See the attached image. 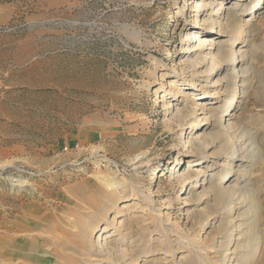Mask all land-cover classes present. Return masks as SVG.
Instances as JSON below:
<instances>
[{"label":"rangeland","instance_id":"374dc122","mask_svg":"<svg viewBox=\"0 0 264 264\" xmlns=\"http://www.w3.org/2000/svg\"><path fill=\"white\" fill-rule=\"evenodd\" d=\"M252 1H201L204 31L214 17L227 34L213 46L243 54L232 67L207 32L178 55L187 0H0L18 26L0 35V264H264V0L238 9Z\"/></svg>","mask_w":264,"mask_h":264},{"label":"bare ground","instance_id":"6f19581e","mask_svg":"<svg viewBox=\"0 0 264 264\" xmlns=\"http://www.w3.org/2000/svg\"><path fill=\"white\" fill-rule=\"evenodd\" d=\"M201 1H203V0H187V3L188 4H190V6H187V12L189 11V10H193V11H195V19H194V21L192 22V24L191 25H189V30H186L185 31V33H184V35H183V37H181L180 39H181V43L179 44V51L177 52L178 53V55H180V54H186L187 52H188V47H186V44L189 42L190 44L192 43V42H194V41H196V40H200V37L202 36V33H206L207 32V34H208V36L207 35H205V38L204 39H202V40H205L207 43H208V45H210V47H209V49L211 50L212 48H215L214 46H213V40H212V37H214L215 38V36H217V38L219 37V36H227V34L225 33V31H221L220 29H221V24L213 17V19H212V21H213V24H211V27L210 28H208L207 29V31H204V29H205V26H206V21L202 18V14H204V12H205V10L207 9V8H209V4L208 5H206V4H202L201 3ZM215 1V0H214ZM231 1V0H230ZM195 2H197L196 3V7L195 8H193V6H194V3ZM228 2V1H227ZM262 3H263V0H253L251 3H250V5H249V8H241V6L240 7H238V9H240V13L241 14H243V15H245V16H247L248 14H250V12H253V13H255L256 11H258L260 8H261V5H262ZM238 4V3H237ZM237 4L236 5H234L235 7L234 8H236V6H237ZM217 5V7H216V10H215V12H212V13H208L210 16H219V17H221L222 16V14L223 15H225V20H224V26H226V27H228V26H230V15H229V13L227 12L226 13V8L228 7V6H226V7H224V6H222V5H219V2L216 4ZM259 5V6H258ZM258 6V7H257ZM253 7H257L256 8V10L255 9H252ZM217 12V13H216ZM184 23H186L187 25H188V22H187V20H186V18L184 17V21H183ZM220 31H219V30ZM241 42H245L244 40H242ZM231 44H233V43H231ZM193 50V49H192ZM211 52V51H210ZM209 53V52H208ZM214 58H217V59H222V60H224L225 58V60H226V64L227 65H232V67H235L236 65H238V63L239 62H241L242 60H243V54L241 53V52H237V51H231V52H228V51H226V50H223V49H220L219 47H217L216 46V48H215V53H214V55H213V59ZM212 60V59H211ZM215 60V59H214ZM237 72V71H236ZM244 72H246V70L244 71ZM238 73V72H237ZM245 74V73H244ZM243 74V75H244ZM242 75V76H243ZM180 81V84L182 85V84H184L185 82H183V80H179ZM189 83V82H188ZM197 85V84H196ZM194 87V86H193ZM237 91V89H235V92ZM180 92H182V91H179V93ZM176 93H178V91H174V90H168V91H166V92H164L163 93V95H166V96H176ZM179 96V95H178ZM199 96H203L204 98H205V101L207 100V99H209L211 96H214L213 94H211L210 95V93L209 92H204V93H202V94H199ZM236 97H237V95L236 94H232L231 96H227L226 98H225V111H223V113H224V116H228L230 113H229V108L231 107V108H234L235 106H236ZM178 98V97H177ZM199 102H196V104H198ZM175 105V104H174ZM174 105H172V103L171 102H169V104H168V106H167V108L169 109V108H171V107H173ZM223 105V104H222ZM199 110H200V113H204L206 110H205V108L203 107V106H200L199 108H198ZM197 110V109H196ZM233 114V113H232ZM222 120V119H221ZM231 123H228V124H225L224 123V125H225V127L227 128V130H231V129H233V124L232 125H230ZM200 125L198 124L197 126H196V128L197 127H199ZM230 132V131H229ZM235 136V135H234ZM234 141V140H233ZM190 142V141H189ZM238 142V141H237ZM226 146H227V144H226ZM229 146V145H228ZM224 148V147H223ZM228 148H230V147H228ZM235 148H232V149H226V147H225V149H222V150H224V153H223V158H225V160L226 159H234V158H236V156H238V159L237 160H242L243 159V157L245 156V155H242V154H240V152H241V150H242V147L239 149H235ZM248 151H250V152H252V150L249 148L248 149ZM245 154V153H244ZM246 154H249V153H246ZM250 155V154H249ZM249 155H246V158L249 156ZM205 157H206V155H205ZM208 157V156H207ZM245 158V157H244ZM224 160V161H225ZM208 160L206 159V158H204V157H201V158H196V159H191V160H187L186 162H185V166H186V168H194V167H197L196 169H197V172H201L200 170V167L201 166H204V164L207 162ZM233 161V160H232ZM243 161H244V159H243ZM230 164V163H229ZM199 167V168H198ZM172 172H174V171H172ZM234 175H235V172H234V169H233V167H231V166H228V171L227 172H225V173H221L220 175H219V179H218V181L217 182H219L220 183V185H216V184H212V182H210V178H207V179H205V176L203 175L202 176V178H203V180H200V179H198V177H196L194 180H195V182H196V184H194V186H196V185H201V184H203L204 182H205V180H206V183H209V184H212V186L214 185V188L215 189H218L217 191H221V192H223L224 191V186H223V184H225V183H227V182H229V181H231L232 179H233V177H234ZM212 178V177H211ZM187 180V178H185V181ZM21 182H23V181H21ZM23 184V183H22ZM21 184V185H22ZM183 186H185L184 188H185V192H186V190H187V184H185L184 183V185ZM183 188V187H182ZM236 189H237V187H236ZM215 191V190H214ZM236 191V190H235ZM216 193V192H215ZM245 193V195H247L248 194V192L247 191H245L244 192ZM244 193H243V195H244ZM247 193V194H246ZM220 195H221V193H220ZM244 195V196H245ZM219 196V195H218ZM243 196V197H244ZM248 197V196H247ZM121 224V223H120ZM97 227H95L94 228V230H93V233L94 232H97V229H96ZM92 233V232H91ZM230 253V251H227L226 253H225V256L226 255H228ZM226 259H227V257H226ZM225 259V260H226ZM230 261V260H229ZM228 263V262H227ZM231 263V262H230Z\"/></svg>","mask_w":264,"mask_h":264},{"label":"built area","instance_id":"2783aa9c","mask_svg":"<svg viewBox=\"0 0 264 264\" xmlns=\"http://www.w3.org/2000/svg\"><path fill=\"white\" fill-rule=\"evenodd\" d=\"M17 27L18 26L14 25V24L3 23L0 20V35H2L4 33H11L13 31H15Z\"/></svg>","mask_w":264,"mask_h":264},{"label":"crops","instance_id":"0c3cea01","mask_svg":"<svg viewBox=\"0 0 264 264\" xmlns=\"http://www.w3.org/2000/svg\"><path fill=\"white\" fill-rule=\"evenodd\" d=\"M9 10V6L6 4L1 5L0 4V15L5 18V16L7 15V11Z\"/></svg>","mask_w":264,"mask_h":264}]
</instances>
